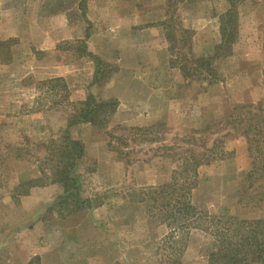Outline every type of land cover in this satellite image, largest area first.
Masks as SVG:
<instances>
[{"label":"rangeland","instance_id":"obj_1","mask_svg":"<svg viewBox=\"0 0 264 264\" xmlns=\"http://www.w3.org/2000/svg\"><path fill=\"white\" fill-rule=\"evenodd\" d=\"M228 10L223 20L234 25L224 41ZM168 24L187 29L193 56L207 59L191 78L169 64ZM8 40L0 47V264L34 255L40 264H163L157 245L167 228L136 195L168 181L175 147L200 135L209 144L223 137L227 156L198 168L192 200L264 222L260 181L248 186L244 128L226 123L234 107L264 108V0H0V41ZM83 44L105 64L93 82ZM50 78L66 85L65 100L59 81L53 91L44 85ZM89 92L116 100V110L103 127L67 129ZM66 129L83 143L74 173L88 206L76 210L58 204L60 185L44 179L46 145ZM252 145L264 151V137ZM213 247L208 234L191 231L180 264H210Z\"/></svg>","mask_w":264,"mask_h":264},{"label":"trees","instance_id":"obj_2","mask_svg":"<svg viewBox=\"0 0 264 264\" xmlns=\"http://www.w3.org/2000/svg\"><path fill=\"white\" fill-rule=\"evenodd\" d=\"M229 12L231 11L228 10L222 15L219 26L224 41L231 38V29L234 25L229 22V19L223 20V16H227ZM167 28H171L170 32H172V34L168 32L170 35L169 64L172 67H179L184 78L193 77L199 67L208 64L207 59L193 56L191 43H187L190 40L187 29L181 26L175 28L173 24H168ZM225 31L228 37L225 36ZM175 32H179L177 37ZM85 36H87V32ZM9 40L0 41V47L8 48L11 42ZM183 46L186 51H182ZM82 53L88 55L94 63L95 70L91 80L93 82L97 78V72L104 70L105 64L98 56L87 52L84 44ZM8 60L9 58L5 57L2 61ZM59 80L61 79L50 78L43 83L48 85L50 91H53L56 87L55 82L58 83ZM58 89L64 92L65 100L67 97L66 85L60 82ZM78 104L75 108V116L68 119L67 129L81 122H92L102 127L105 126L109 117L116 110L117 101L113 99L97 100L89 92L86 98ZM243 108H246L243 117L234 115L236 110ZM227 118L226 123L230 124L232 128L238 127V125H242L244 128L241 134L244 135L248 143L247 150L252 162V166L247 172L248 186H251L253 182L260 181L261 190L258 192V196L263 198L264 151L256 146L252 147V144L261 141L264 137V108H260L259 104L241 105L238 108H232ZM116 128L126 129L121 125H116ZM134 128L137 130L146 129ZM208 128L209 126H205L204 129L194 130L193 133H202ZM67 129L57 141L53 140L49 146L46 145L48 156L45 160L50 171L47 175L44 173V179L60 185L62 191L58 196V204L66 208L70 206V210H76L86 206L88 201L80 197L79 180L74 173L77 161L83 156V143L72 138ZM223 139V137L214 138L210 144L207 137L203 135L181 139L185 145L175 147L179 150L171 155L174 167L170 179L158 185L143 186L136 195V200L144 204L146 213L154 217L157 223L164 224L167 228V232L157 245V250L162 248L166 252L164 258L160 259L163 264H180L189 234L193 230H200L212 237L214 247L209 254L210 264H246L249 262L264 264V222L261 219L238 218L226 211L218 214L211 213L202 204L192 200V190L198 181V168L202 164H208L213 160L227 156L223 149ZM117 142L123 144L124 139L117 137ZM253 151L257 154L253 155ZM27 184L32 186L37 182L29 180ZM25 264H40L39 256H32Z\"/></svg>","mask_w":264,"mask_h":264},{"label":"crops","instance_id":"obj_3","mask_svg":"<svg viewBox=\"0 0 264 264\" xmlns=\"http://www.w3.org/2000/svg\"><path fill=\"white\" fill-rule=\"evenodd\" d=\"M259 84H260V83H257V84H255V85H253V86H260L261 84H260V85H259ZM244 100H246V101H247V100H248V101H252L250 97H245ZM244 100H243V101H244Z\"/></svg>","mask_w":264,"mask_h":264}]
</instances>
